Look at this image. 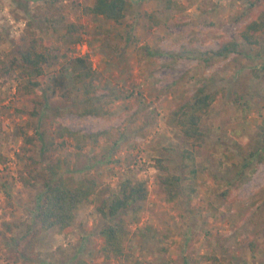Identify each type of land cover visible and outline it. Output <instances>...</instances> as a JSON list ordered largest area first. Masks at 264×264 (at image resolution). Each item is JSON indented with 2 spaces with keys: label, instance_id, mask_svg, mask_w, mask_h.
<instances>
[{
  "label": "rangeland",
  "instance_id": "374dc122",
  "mask_svg": "<svg viewBox=\"0 0 264 264\" xmlns=\"http://www.w3.org/2000/svg\"><path fill=\"white\" fill-rule=\"evenodd\" d=\"M132 1L115 25L85 11L94 0H0V59L18 55L34 37L58 54L45 66L37 114L19 71L0 74V264H123L128 256L144 264H203L211 252L224 264H264V34L256 45L241 39L229 57L213 54L263 11L264 0H171V10L166 0ZM155 11L174 24L155 26L145 16ZM67 23L83 28L63 39L55 28ZM81 56L95 70L98 95L112 99L105 115L80 114L74 75ZM204 83L217 96L195 141L168 119ZM62 127L101 134L77 140L59 136ZM185 149L194 160L185 159ZM157 158L195 176L196 192L170 199ZM58 163L59 175L95 179L98 194L126 176L147 181L139 218L128 211L112 219L127 229L124 254L105 250L100 230L107 220L94 196L77 209L73 232L37 222L39 195Z\"/></svg>",
  "mask_w": 264,
  "mask_h": 264
},
{
  "label": "trees",
  "instance_id": "16d2710c",
  "mask_svg": "<svg viewBox=\"0 0 264 264\" xmlns=\"http://www.w3.org/2000/svg\"><path fill=\"white\" fill-rule=\"evenodd\" d=\"M132 6V0H94L92 5L85 7V11L118 25L126 18ZM172 6L173 1H165V10H171ZM254 8L252 5L249 11L244 13V17L254 14ZM145 16L157 27H169L174 24V21L167 22L162 12H146ZM82 28L83 25L81 24L67 23L62 29L55 28V30L59 31L61 38L71 39ZM263 34L264 9L251 17L240 29L238 37L221 39L219 47L213 51V54L219 58L229 57L231 54L240 51L241 39L247 44L256 45L260 43ZM57 57L56 48L51 43L34 37L26 48L19 51L18 55L0 59L1 75L12 76L19 71L23 94L34 105L32 114H37L39 112L38 106L43 104L38 89L45 83V66ZM77 60L81 64V68L75 73L74 81L79 88L78 102L82 106L80 114L95 116L107 114L112 99L104 100L98 95L95 70L88 57L81 56ZM216 96V92L209 90L208 84L204 83L198 87L195 93L178 103L172 110L168 123L180 130L187 139L198 141L204 135L202 120L209 114L216 101ZM57 133L62 137L68 134L77 140L81 136L98 139L101 134L82 135L68 127L60 128ZM35 138V135L25 133L27 143H34ZM183 155L187 160L195 159L192 150L185 149ZM259 160L264 161V151L260 153ZM57 165V167H53L52 175L44 181V189L39 195L38 209L35 215L37 222L45 229L59 227L65 233L73 232L77 209L91 196H94L96 211L107 220L100 230V234L104 238L105 250L115 255L124 254V242L128 238L127 229L120 220L112 221V219H116L128 211H131L136 219L139 218L142 204L149 197L147 181L126 176L118 182L117 188H109L104 193L98 194L99 184L95 179L59 175L61 165L60 163ZM155 166L161 171L157 178L170 199L180 194L181 191L190 195L196 192L195 176H182L172 172L169 165L166 164L165 158H157ZM184 181H186L185 184ZM227 194V192L224 193L225 196ZM204 257L203 264H224L222 258L214 252L206 254ZM123 264H144V261L134 256H128Z\"/></svg>",
  "mask_w": 264,
  "mask_h": 264
}]
</instances>
